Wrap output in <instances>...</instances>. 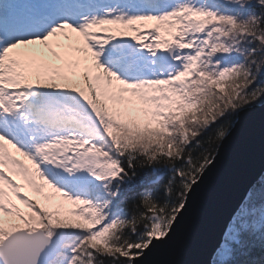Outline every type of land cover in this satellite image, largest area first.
Returning <instances> with one entry per match:
<instances>
[{"label": "snow or ice", "instance_id": "1", "mask_svg": "<svg viewBox=\"0 0 264 264\" xmlns=\"http://www.w3.org/2000/svg\"><path fill=\"white\" fill-rule=\"evenodd\" d=\"M257 110L264 0H2L0 264H144ZM206 264H264V178Z\"/></svg>", "mask_w": 264, "mask_h": 264}, {"label": "water", "instance_id": "2", "mask_svg": "<svg viewBox=\"0 0 264 264\" xmlns=\"http://www.w3.org/2000/svg\"><path fill=\"white\" fill-rule=\"evenodd\" d=\"M263 176L264 111L257 110L225 144L208 179L196 190L181 231L169 244L149 253L144 264H206L228 207Z\"/></svg>", "mask_w": 264, "mask_h": 264}, {"label": "rangeland", "instance_id": "3", "mask_svg": "<svg viewBox=\"0 0 264 264\" xmlns=\"http://www.w3.org/2000/svg\"><path fill=\"white\" fill-rule=\"evenodd\" d=\"M0 2H2V0H0ZM29 194L32 195L33 193L29 190ZM21 207L23 208V206H21Z\"/></svg>", "mask_w": 264, "mask_h": 264}, {"label": "trees", "instance_id": "4", "mask_svg": "<svg viewBox=\"0 0 264 264\" xmlns=\"http://www.w3.org/2000/svg\"><path fill=\"white\" fill-rule=\"evenodd\" d=\"M263 178H264V176H263Z\"/></svg>", "mask_w": 264, "mask_h": 264}]
</instances>
